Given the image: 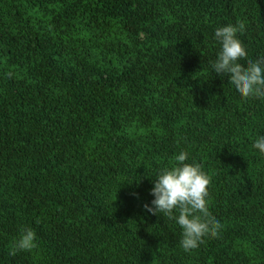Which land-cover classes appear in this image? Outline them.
<instances>
[{
    "label": "trees",
    "instance_id": "1",
    "mask_svg": "<svg viewBox=\"0 0 264 264\" xmlns=\"http://www.w3.org/2000/svg\"><path fill=\"white\" fill-rule=\"evenodd\" d=\"M239 22L264 56V0H0V264H264V100L211 72ZM180 152L220 225L191 252L144 208Z\"/></svg>",
    "mask_w": 264,
    "mask_h": 264
},
{
    "label": "clouds",
    "instance_id": "2",
    "mask_svg": "<svg viewBox=\"0 0 264 264\" xmlns=\"http://www.w3.org/2000/svg\"><path fill=\"white\" fill-rule=\"evenodd\" d=\"M245 28L246 25L239 22L215 30L214 40L219 44L220 51L211 62V72L221 78L228 77V83L241 99L255 97L264 100V56L255 60L245 59L246 48L239 38ZM253 148L264 155V135L254 141ZM188 159V153L180 152L174 156L171 167L157 173L150 193L153 199L150 204L144 205L147 212L163 214L181 228L179 243L184 252L197 249L204 237L215 236L220 227L208 212L210 178L199 164L187 162ZM35 246V231L24 227L12 251H30Z\"/></svg>",
    "mask_w": 264,
    "mask_h": 264
}]
</instances>
